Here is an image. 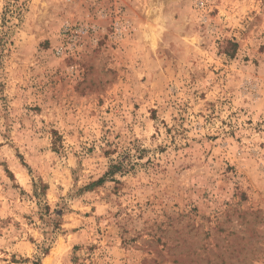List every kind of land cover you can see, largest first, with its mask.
Returning <instances> with one entry per match:
<instances>
[{
	"label": "rangeland",
	"instance_id": "374dc122",
	"mask_svg": "<svg viewBox=\"0 0 264 264\" xmlns=\"http://www.w3.org/2000/svg\"><path fill=\"white\" fill-rule=\"evenodd\" d=\"M35 263L264 264V0H0V264Z\"/></svg>",
	"mask_w": 264,
	"mask_h": 264
},
{
	"label": "trees",
	"instance_id": "16d2710c",
	"mask_svg": "<svg viewBox=\"0 0 264 264\" xmlns=\"http://www.w3.org/2000/svg\"><path fill=\"white\" fill-rule=\"evenodd\" d=\"M134 166V164L132 165V167ZM128 165L122 163V162H117L114 163L110 166V170L106 173L105 177H103L102 179H100L96 184H102L103 182H105L106 179H110L113 178L117 173H121V174H126L127 172H129L128 170ZM38 264V263H35Z\"/></svg>",
	"mask_w": 264,
	"mask_h": 264
}]
</instances>
